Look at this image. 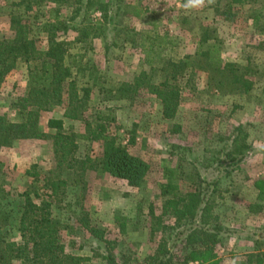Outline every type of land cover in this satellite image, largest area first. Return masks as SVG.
I'll return each instance as SVG.
<instances>
[{
  "label": "rangeland",
  "instance_id": "rangeland-1",
  "mask_svg": "<svg viewBox=\"0 0 264 264\" xmlns=\"http://www.w3.org/2000/svg\"><path fill=\"white\" fill-rule=\"evenodd\" d=\"M227 1L214 0L186 12L181 7L184 0H122L127 7L119 8L117 14L114 7L106 22L86 0H0L1 39L23 31L34 41L29 43L34 47L31 55H39L48 33H55L67 46L65 60L77 87L90 89L82 119L64 120L70 135L67 161L59 162L60 146L53 145L50 136L0 145V209L10 214L9 239L19 241L17 219L28 195L34 203H49L51 217L59 222L64 250L85 257L82 264H107L108 254L115 264L124 260L143 264L161 239L169 244L172 233L149 236V212H160L161 185L168 172L173 171L177 195L193 190L192 168L170 155L177 150L174 146H188V159H192L190 154L205 157L219 147V137L242 125L253 148L243 166L222 181L223 192L214 212L229 229L215 247L221 264L243 262L242 256L253 251L252 239L264 225V200L257 199L264 191V0L230 7ZM136 6L144 11L132 16ZM224 11L229 20L224 19ZM258 11L254 23L251 16ZM43 68L40 57L15 59L0 79V116L19 120L14 105L27 96ZM138 77L143 81L133 99H106L100 92L103 79L109 88L119 82L133 84ZM164 81L174 85L178 94L175 114L168 119L162 116L161 100L148 90V85ZM64 90L58 83L52 103L38 112L43 132L49 118L63 117ZM97 123H103L105 134L115 137L130 154L147 162L139 186L100 170L102 137H78L86 136L87 128ZM86 157L91 163L84 161ZM249 205H257L253 207L257 211L248 212ZM116 216L130 219L124 232ZM164 222L171 225L173 218L165 215ZM172 251L179 259L186 248L178 241ZM175 264H182L181 260Z\"/></svg>",
  "mask_w": 264,
  "mask_h": 264
},
{
  "label": "trees",
  "instance_id": "trees-1",
  "mask_svg": "<svg viewBox=\"0 0 264 264\" xmlns=\"http://www.w3.org/2000/svg\"><path fill=\"white\" fill-rule=\"evenodd\" d=\"M247 1L228 0L227 6L243 4ZM85 4L93 5L99 10L106 22L109 21V13L114 7L116 14L122 6L127 7L122 0L95 1V3L93 0H86ZM143 11L136 6L133 7L131 15L138 16ZM259 12L251 16L254 23L259 19ZM224 14H226L224 19L229 20L228 12ZM59 24L66 25L63 21H59ZM33 42L27 39L23 31H17L13 38H0V79L9 73L16 58L29 61L40 57L43 59L44 67L43 73L32 80L34 85L29 89L27 96L19 98L14 105L19 120L12 122L5 120L4 115L0 116V145L7 147L16 140L50 136L53 138V145L60 146L58 157L59 162L63 163L67 161L69 154V141L66 140L70 135L66 133L63 121L59 118L47 120V127L54 129V133L40 130L38 112L52 103L56 85L61 83L65 86L66 99L63 116L80 120L87 106L90 89L85 86L77 87L70 66L65 60L69 55L67 46L57 39L55 33H48L46 47L39 55L36 53L31 55V49L33 50L34 47L31 48L29 45H33ZM98 78L99 76L94 79V85L97 84ZM142 81L143 79L138 77L133 84L119 82L106 88L104 86L106 81L103 79L99 83V88L101 93L106 94V99H133L137 86ZM148 90L161 100L162 116L166 119L171 118L175 114L178 97L174 85L164 81L157 85H148ZM104 118L99 117V119ZM95 135H100L104 141L103 153L98 160L100 170L126 180L130 186H139L147 173V162L130 154L124 146L116 142L115 137L105 134L103 123H97L93 128L89 127V136ZM218 140L219 147L208 151L209 154L205 157L194 158L190 154L192 159H188L187 154L190 153L188 146L176 145L174 147L177 150L170 152V155H176L180 161L187 162L191 166L192 176L189 177V181L193 190L184 196L177 195L178 184L173 181V171L168 172L166 182L161 185V195L164 200L160 212L158 214L153 213V210L149 212V236L153 237L157 233L163 235L168 231H171L172 235L170 234L168 239L169 244L161 239L158 247L152 254L147 255L143 264H175V261L179 260L182 264L192 260H200L199 264H221L215 247L221 238L229 233V229L219 222V217L214 212L217 199L223 192L221 183L243 166L250 157L253 147L242 125H237L232 132L219 137ZM84 161L91 163L88 157L84 158ZM209 171L213 173L207 176ZM53 185L54 182H51V186ZM0 192L3 193V190ZM257 199L264 200V191L257 194ZM254 206L249 205L248 211L256 212ZM165 215L173 218L171 225L164 222ZM115 220L120 232H124L126 224L130 222V219L119 216H116ZM17 221L19 241L8 238L10 232L7 225L10 222V214L0 209V264H82L86 260L85 257L64 250L58 235L59 222L51 217L47 201L41 200L37 204L25 195L23 211ZM252 236L255 237V233ZM252 240L253 251L244 254L243 262L240 264H264V225ZM178 241L183 248H186V253L176 259L172 250ZM105 260L107 264H115L114 258L109 254ZM126 263V260L122 262V264Z\"/></svg>",
  "mask_w": 264,
  "mask_h": 264
},
{
  "label": "clouds",
  "instance_id": "clouds-1",
  "mask_svg": "<svg viewBox=\"0 0 264 264\" xmlns=\"http://www.w3.org/2000/svg\"><path fill=\"white\" fill-rule=\"evenodd\" d=\"M214 3V0H184L181 7L186 11L190 12L196 9H202L208 5Z\"/></svg>",
  "mask_w": 264,
  "mask_h": 264
},
{
  "label": "crops",
  "instance_id": "crops-1",
  "mask_svg": "<svg viewBox=\"0 0 264 264\" xmlns=\"http://www.w3.org/2000/svg\"><path fill=\"white\" fill-rule=\"evenodd\" d=\"M59 119H62V121H63V128L64 129H66V127H65V125H64V120H65V117L63 116V117H58ZM67 120H69V122H71V123H73L75 120H77V119H69V118H66ZM72 127V126H71ZM87 132H86V136L85 135H78V137H85L86 139L88 138V139H90V138H92V137H90V136H88L89 135V128H87ZM49 132V133H54L55 132V130L54 129H52V128H49V127H47L46 126V129L44 130V132ZM66 131V130H65ZM72 132H74V133H77V131L75 130V129H72ZM84 133V132H83ZM74 184H76V182H73L71 185H74ZM237 191V188H236V190H235V192ZM229 192H227L226 194H228ZM230 197H235V195L233 196L232 194H231V196ZM247 211H248V209H246ZM249 212V211H248Z\"/></svg>",
  "mask_w": 264,
  "mask_h": 264
}]
</instances>
